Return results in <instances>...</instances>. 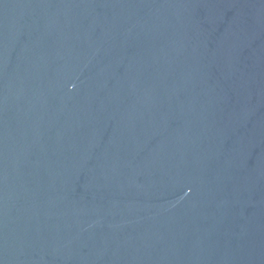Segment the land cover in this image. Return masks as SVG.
Segmentation results:
<instances>
[{
	"label": "water",
	"instance_id": "1",
	"mask_svg": "<svg viewBox=\"0 0 264 264\" xmlns=\"http://www.w3.org/2000/svg\"><path fill=\"white\" fill-rule=\"evenodd\" d=\"M0 264H264V0H0Z\"/></svg>",
	"mask_w": 264,
	"mask_h": 264
}]
</instances>
